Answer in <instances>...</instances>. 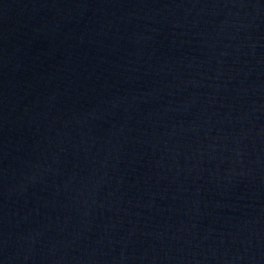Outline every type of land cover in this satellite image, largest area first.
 <instances>
[{
  "label": "water",
  "instance_id": "obj_1",
  "mask_svg": "<svg viewBox=\"0 0 264 264\" xmlns=\"http://www.w3.org/2000/svg\"><path fill=\"white\" fill-rule=\"evenodd\" d=\"M0 264H264V0H0Z\"/></svg>",
  "mask_w": 264,
  "mask_h": 264
}]
</instances>
